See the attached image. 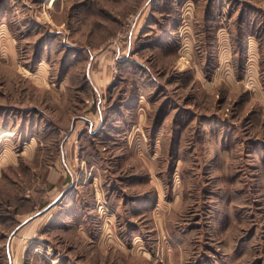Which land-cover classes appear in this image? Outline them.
Returning <instances> with one entry per match:
<instances>
[{
	"label": "rangeland",
	"instance_id": "374dc122",
	"mask_svg": "<svg viewBox=\"0 0 264 264\" xmlns=\"http://www.w3.org/2000/svg\"><path fill=\"white\" fill-rule=\"evenodd\" d=\"M0 264H264V0H0Z\"/></svg>",
	"mask_w": 264,
	"mask_h": 264
},
{
	"label": "bare ground",
	"instance_id": "6f19581e",
	"mask_svg": "<svg viewBox=\"0 0 264 264\" xmlns=\"http://www.w3.org/2000/svg\"><path fill=\"white\" fill-rule=\"evenodd\" d=\"M5 134V133H4ZM6 135V134H5Z\"/></svg>",
	"mask_w": 264,
	"mask_h": 264
}]
</instances>
